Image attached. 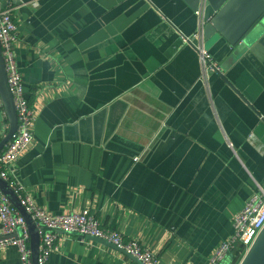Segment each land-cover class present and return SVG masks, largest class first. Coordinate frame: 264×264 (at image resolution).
I'll return each mask as SVG.
<instances>
[{"label": "crops", "instance_id": "obj_1", "mask_svg": "<svg viewBox=\"0 0 264 264\" xmlns=\"http://www.w3.org/2000/svg\"><path fill=\"white\" fill-rule=\"evenodd\" d=\"M31 1L12 2L35 116L10 173L22 195L51 214L88 209L160 264H210L264 186V28L248 47L206 40L220 72L204 80L183 0ZM7 128L0 106V139ZM119 250L59 234L48 264H140ZM0 264H22L14 246Z\"/></svg>", "mask_w": 264, "mask_h": 264}, {"label": "built area", "instance_id": "obj_2", "mask_svg": "<svg viewBox=\"0 0 264 264\" xmlns=\"http://www.w3.org/2000/svg\"><path fill=\"white\" fill-rule=\"evenodd\" d=\"M13 1L7 0L5 5L0 3V48L7 86L16 110L17 129L0 153V177L8 181L14 192L19 194V202L37 230L39 237L37 264H48L50 253L55 250V242L59 234L76 235L82 241L86 240V237L100 238L134 257L140 264H160L156 254L149 247L134 240H125L117 230L103 228L88 209L51 214L33 203L27 195H22L20 186L12 179L10 174L12 166L32 142L35 122V116L24 93L23 81L14 52L18 38L17 25L12 13ZM30 4L36 7L38 0H32ZM195 15L197 17L196 31L190 36H183L182 40L196 51L201 66V78L206 80L211 73H219L220 68L205 47L201 7ZM0 106H2L1 99ZM261 117L264 119L263 116ZM137 159L135 157L134 161ZM232 226L230 238L219 245L210 258V264H220L235 250L243 252L244 255L253 244L264 226V186L257 194L251 196L242 210L234 216ZM0 235L6 236L0 240V246H14L20 255L21 263L32 264L26 222L2 193H0Z\"/></svg>", "mask_w": 264, "mask_h": 264}, {"label": "water", "instance_id": "obj_3", "mask_svg": "<svg viewBox=\"0 0 264 264\" xmlns=\"http://www.w3.org/2000/svg\"><path fill=\"white\" fill-rule=\"evenodd\" d=\"M195 13L202 8L205 41L214 35L222 37L230 47H248L253 34L264 28V0H183ZM0 99L8 121V128L0 139V153L17 129V115L12 95L6 82L0 48ZM0 191L19 211L26 222L29 234L31 263L37 264L39 237L30 216L26 213L9 183L0 177ZM6 236L0 235V240ZM109 244L96 237H86ZM113 248L115 246L111 245ZM125 253L123 250H119ZM128 255V254H127ZM222 264V263H220ZM239 264H264V226L255 241L243 255Z\"/></svg>", "mask_w": 264, "mask_h": 264}, {"label": "rangeland", "instance_id": "obj_4", "mask_svg": "<svg viewBox=\"0 0 264 264\" xmlns=\"http://www.w3.org/2000/svg\"><path fill=\"white\" fill-rule=\"evenodd\" d=\"M231 255V254H230ZM240 255V254H239ZM242 259V255L238 256V255H235V258L232 260V264H239L240 261Z\"/></svg>", "mask_w": 264, "mask_h": 264}, {"label": "trees", "instance_id": "obj_5", "mask_svg": "<svg viewBox=\"0 0 264 264\" xmlns=\"http://www.w3.org/2000/svg\"><path fill=\"white\" fill-rule=\"evenodd\" d=\"M239 254H240V251H239V250H235V251H233V252L231 253V257H232L231 259L233 260V259L235 258V255H238V256L241 255V254H240V255H239Z\"/></svg>", "mask_w": 264, "mask_h": 264}, {"label": "bare ground", "instance_id": "obj_6", "mask_svg": "<svg viewBox=\"0 0 264 264\" xmlns=\"http://www.w3.org/2000/svg\"><path fill=\"white\" fill-rule=\"evenodd\" d=\"M8 182V181H7ZM9 183V182H8ZM14 191V190H13ZM15 194H16V196H17V198L19 199V194L18 193H16V192H14ZM240 254L243 256V252H240ZM230 255V254H229ZM134 258V257H133Z\"/></svg>", "mask_w": 264, "mask_h": 264}]
</instances>
